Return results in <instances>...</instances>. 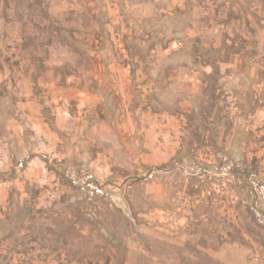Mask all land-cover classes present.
I'll return each mask as SVG.
<instances>
[{
    "label": "rangeland",
    "instance_id": "rangeland-1",
    "mask_svg": "<svg viewBox=\"0 0 264 264\" xmlns=\"http://www.w3.org/2000/svg\"><path fill=\"white\" fill-rule=\"evenodd\" d=\"M0 264H264V0H0Z\"/></svg>",
    "mask_w": 264,
    "mask_h": 264
},
{
    "label": "crops",
    "instance_id": "crops-1",
    "mask_svg": "<svg viewBox=\"0 0 264 264\" xmlns=\"http://www.w3.org/2000/svg\"><path fill=\"white\" fill-rule=\"evenodd\" d=\"M147 145H148V143H146ZM153 154H155L154 153V151H153ZM156 155V154H155ZM157 157H154V160L156 159ZM150 188H152V189H154L155 187H156V183L154 182V181H152L151 183H150ZM214 246H215V248H210V252H209V256L212 258H215V259H217L219 256L221 257V258H226L227 256H226V254L224 253V255L222 254V253H219L218 252V249L216 248L217 246H216V243H212ZM229 257H231V256H229ZM227 259V258H226ZM228 263V262H227Z\"/></svg>",
    "mask_w": 264,
    "mask_h": 264
}]
</instances>
